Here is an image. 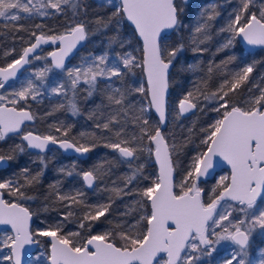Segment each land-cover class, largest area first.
Segmentation results:
<instances>
[{"label":"snow or ice","instance_id":"6c2138e0","mask_svg":"<svg viewBox=\"0 0 264 264\" xmlns=\"http://www.w3.org/2000/svg\"><path fill=\"white\" fill-rule=\"evenodd\" d=\"M184 3H187V0H184ZM252 4L253 0H241L237 13L230 19L227 27L221 29L232 33V38L222 45L223 48L230 47L235 37H241L248 45L264 46V6H261L259 16H257L255 12L249 11ZM65 5L75 11L79 7V0H36L35 3L33 0H0V18L15 22L22 19L21 13H26L29 17L62 14ZM113 6L116 8L113 15L121 16L122 13L121 19L126 18L130 21L143 41V67L147 73L149 103L155 108L160 121L163 122L169 87V69L173 67V62L184 50L182 42L169 46L168 33L165 30L179 31L183 27L181 16L184 9L176 0H120L119 5ZM48 9H53L55 12L49 13ZM216 15L214 6L205 7L200 12V19L192 31L193 51L200 53L206 51L200 45L211 38L210 23ZM100 22L102 18L98 19V23ZM115 23L118 25L120 20H116ZM104 26L107 27V23H104ZM18 28L22 29L23 25H18ZM85 38L83 23L74 24L62 35L46 37L41 34L37 36L35 43L25 48L19 59L14 60L7 67L0 68V89L5 88L10 77L16 76L19 71L18 66L23 67L30 62L28 59L30 53H35L42 43L49 41L52 43L59 41L61 44L58 50L52 51L49 55L54 67L64 70L70 79L73 99L69 101L68 107L73 114L78 112L75 103L78 85L81 83L87 85V94L91 96L96 90L98 79L110 80L112 77H121L124 69L130 71L132 67L141 66L137 63L136 57L127 53L124 56L117 55L116 61L110 65L108 57L100 55L85 58L83 66L65 68L66 57ZM115 39L116 37H113V40ZM123 43L121 41V46ZM40 58L39 55L34 57V59ZM197 67L198 65H188L189 70L192 71H195ZM212 70L209 66L208 72L211 73ZM50 71L51 68L46 67L36 73V76L43 78ZM252 72L253 67L246 66L242 71L235 73L231 80L225 79L224 84L216 92L211 95L201 93L205 100L218 102L214 111L221 112L222 109L223 111L221 118L216 119L207 129H202L206 132V136L201 143L207 147L193 158L192 166L185 180L180 184L179 193L173 191V163L168 144L159 127L149 131L148 120L143 117L148 109L142 107L139 110L140 115L133 114L130 122L138 124L141 132L140 137H133V139H139L142 142L144 138H147L154 142L155 156L160 164V174L157 180L139 192L141 197H146L150 201V214L140 217V220L147 222L146 231H133L132 228L135 226L125 228L124 224L118 223L111 231L88 235L83 242L73 239L80 236L79 232L57 235L62 231V225H57L54 230L33 232L29 225L32 215L29 210L19 203L5 200L4 192L0 191V225H10L14 233L0 240V245L10 249L12 253L5 259L13 260L14 258V264H22V252L25 245L39 244V240L34 237L47 236L51 238L50 264H154V262L160 264L157 257L161 253L167 256L164 264H193V260H199V256L193 253L200 252L203 246L205 254L210 256L215 251V244L220 240H231L239 246L238 253L233 255L226 264H233V262L245 264L252 230L257 226L264 229V89H261L260 95L247 108L235 104L229 108L227 97L230 92H234L247 81ZM225 86L227 91L224 90ZM51 91L58 96H67L68 93V89L62 83L52 87ZM113 91L115 94L107 97L109 102L121 106V111L127 118L131 104L129 107H124L125 93L120 89ZM136 91L142 93L144 89L138 87ZM40 94V85L28 80L26 85L21 86L14 93V98L8 100L13 107L0 106V140H3L10 132H19L25 121L34 119L30 112L23 109L18 110L14 106L21 100L35 101ZM6 99L4 95H0V101ZM198 102L199 97L193 92L186 93L178 105L180 114L197 109ZM110 124H120L116 115L109 117L106 123L97 124V127L107 130ZM122 130L121 128L116 132L115 135L118 138ZM63 135L67 136V130L63 132ZM23 140L27 141L29 148L38 149L40 152H44L50 143L59 144L60 148L71 149L79 154H86L95 147L94 142L78 144L70 139L57 140L53 135L38 136L31 132L24 134ZM105 146L117 150L120 157L128 160L139 159L138 152L144 150L151 152L150 148L143 149L130 144L127 139H118ZM175 148L176 146L173 145L174 150ZM19 150L22 152L24 149L20 147ZM216 157L222 158L230 165L231 175L220 178L218 186H222L223 190L214 199L205 203L202 198L203 189L198 187V181L201 177L210 175ZM12 159L11 155L7 157L0 155V163ZM139 171L140 169H137L127 178L125 188L133 183ZM21 174L25 177L24 184L17 180H8L0 183V190H6L9 195L20 199L25 198V193L21 189L25 184L30 186L36 182L38 174L31 175L28 168L22 169ZM71 174L68 172V175ZM83 179L91 186L96 176L93 171H87L83 173ZM113 191L117 194H132L136 192V189L128 188L127 192H124V189ZM58 199L67 200L69 203L66 207L69 208L71 204L80 202L75 196H58ZM226 200L236 202L238 210L244 213V217L230 220L231 211H225L223 214L217 213L220 202ZM258 200L261 201L262 206H257ZM109 207L110 205L99 206L86 213L79 227L85 229L84 221H98ZM72 215L73 213L68 211L65 213V219ZM209 221L212 222V231H209ZM223 221H228V225L223 226L221 233L215 232V227H221ZM88 227L90 228L91 224ZM37 259L39 260L40 257ZM259 264H264V259H261Z\"/></svg>","mask_w":264,"mask_h":264},{"label":"trees","instance_id":"16d2710c","mask_svg":"<svg viewBox=\"0 0 264 264\" xmlns=\"http://www.w3.org/2000/svg\"><path fill=\"white\" fill-rule=\"evenodd\" d=\"M35 2L36 0H33V3ZM176 2L184 9L181 16L183 27L179 31L174 29L168 34L171 35L168 44L172 46L182 42L184 50L177 56L170 71L168 120L162 132L169 145L173 161L174 188L179 193L180 184L182 180H185L193 158L207 147L201 143L206 136V132L202 129H207L216 119L221 118L223 111V109L221 112L214 111L218 102L205 100L201 93L211 95L220 89L225 79L231 80L235 73L242 71L246 66H252L253 72L249 74L248 80L234 92H230L227 97L229 108L233 104L242 108L250 107L254 99L260 95L259 88L264 85V46L249 51L239 42L238 37H235L230 47H222L229 38H232V33L221 29H225L230 19L237 13L241 0H187V3H184V0H176ZM119 3V0H111V2L109 0H79L77 10L74 11L70 6L65 5L62 14L29 17L28 14L21 13L22 19L15 22L0 18V64L9 63L19 56L23 48L38 33L48 36L59 35L74 24L83 23L86 28L87 41L65 65V68L79 65L87 57L100 55H106L110 65L116 61L117 55L124 56L127 53L136 57L137 63L141 65L132 67L130 71L124 69L121 77H112L110 80L98 79L96 90L91 96L87 94V85L83 83L78 85L75 94L78 112L73 114L68 107L69 101L73 99L70 79L64 70L51 65L46 54L53 44L48 42L41 51L44 54L43 68L37 67L30 61L20 76L10 80L0 91V95L7 98L4 101L8 102L14 98L15 92L12 87L31 76L30 80L35 79L40 82L41 94L35 101L21 100L16 104L26 106L32 111L34 122L26 127L56 138H68L78 144L95 143V147L88 152L85 158L81 159L66 154L56 147L45 152H32L26 148L20 134H10L0 140V155L13 157L12 160H8L7 166L0 169V183L17 180L24 184L25 177L21 174L24 168H28L31 175L38 174L36 182L30 186L25 184L21 189L25 193L23 199L11 196L3 190L7 200L21 202L31 210L33 215L31 230L33 232L37 231L36 223L38 222L50 229L62 225V231L58 232L59 235L78 230L80 236L73 239L83 242L88 235L111 231L118 223L124 224L125 228L135 226L132 228L133 231H146L147 222L140 220V217L150 214V206L147 198L141 197L139 192L157 180L156 166L152 158L153 144L147 138H144L142 142L139 139H133V137H140L141 132L139 125L131 123L130 120L133 114L140 115L139 110L142 107L148 109L143 117L148 120L147 127L150 132L159 126V120L148 102L142 70L141 42L126 19H121L122 13L121 16L113 15L116 11L113 5H119ZM212 6L217 15L210 23L211 38L200 45L206 51L203 53L193 51L192 31L200 19V12L205 7ZM261 6H264V0H253L249 11L259 16ZM48 11L49 13L55 12L53 9H48ZM99 18H102L100 23H98ZM116 20H120L118 25L115 23ZM104 23H107V27ZM18 25H23V28L19 29ZM37 25L40 27H36ZM33 33L36 35H32ZM113 37L116 39L113 40ZM121 41L124 42L123 46H121ZM190 64L198 65L197 69L189 70L188 65ZM209 66L213 69L211 73L208 72ZM46 67L51 68V71L47 72L45 77L38 78L36 73ZM59 83L64 84L68 89L67 96H58L51 91V88ZM138 87H143L144 91L137 92ZM16 89L18 90V87ZM115 89H120L125 93L124 107H129L131 104L127 118L121 111V106L110 103L107 98L115 94L113 91ZM224 90L227 91L226 86ZM188 92H193L199 97L198 106L190 115L181 116L177 110V102ZM112 115H116L120 124H110L107 130L97 127V124L108 122ZM121 128L123 130L118 138L115 134ZM65 130H67V136L63 135ZM118 139H127L130 144L143 149L150 148L151 152L147 150L138 152L139 159L122 158L117 150L105 146ZM173 145L176 146L175 150ZM20 147L24 149L22 152L19 150ZM137 169L140 171L136 179L128 185V188H135L136 192L117 194L113 191L124 189V192H127L128 188H125L127 178ZM85 170L93 171L96 176L92 188L86 187L83 182L82 175ZM68 172L72 174L68 175ZM218 185L214 181V176L198 183V187L203 189L202 198L205 203L219 194L222 186ZM58 196H75L80 202L71 204L69 208L66 207L69 202L59 200ZM103 205H110L104 216L98 221H84L85 229H81L79 224L85 214ZM68 211H71L73 215L65 219V213ZM89 224H91L90 228ZM227 225V223H222L221 227H215V232L221 233L223 226ZM212 228V222L209 221V231H212ZM256 233L249 237L246 264H253L262 254L264 255L263 230L259 228ZM41 240H44L47 258L48 241L45 237ZM193 255L199 256V260H193V264H226L227 262L225 247L219 242L215 244V251L210 256L205 254L203 246L200 252L193 253ZM36 263L40 262L37 260Z\"/></svg>","mask_w":264,"mask_h":264},{"label":"water","instance_id":"95a60500","mask_svg":"<svg viewBox=\"0 0 264 264\" xmlns=\"http://www.w3.org/2000/svg\"><path fill=\"white\" fill-rule=\"evenodd\" d=\"M119 2H120V0H119ZM125 19H126V18H125ZM126 21L132 26V28H133V30H134L136 36L139 38L138 33L136 32L134 25H133L130 21H128L127 19H126ZM68 30H69V29H68ZM68 30H67V31H68ZM173 30H174V29H168V30H165V31L169 34V33L172 32ZM67 31L62 32V33L59 34V35L65 34ZM85 32H86V28H85ZM41 34H42V33H38V34H37V35H36V36H35V37H34V38H33V39H32V40H31V41H30V42H29L24 48H23V50H24L25 48L29 47L31 44L35 43L36 37L39 36V35H41ZM43 35H45L46 37L48 36V35H46V34H43ZM162 35H163V33H162ZM139 40H140V42H141V47H142V70H143V75H144V80H145L146 90H147V96H148V102H149V101H150V92H149V85H148V82H147V73H146V71H145V69H144V67H143V56H144V53H143V41H142L141 38H139ZM238 40H239V42L244 46V48L247 49V50H249V51H253V50H255V49H258V48H260V47H263V46H261V45H256V46L248 45V44H247V43H246L241 37H238ZM86 41H87V33H86V38H85L83 41H80V42L77 44L76 48L73 50V52H72L71 54H69L68 57H66V59H65V65L70 61V59H71L74 55H76V54L81 50V48L85 45ZM49 42L52 43L51 41H49ZM45 44H46V43H42V44L36 49V52H35V53H30V54H29V57H28L29 61L32 59V57H33L34 55H36V54L40 51L41 48H43V47L45 46ZM60 46H61L60 42L57 41L55 44L52 45V47H51V48L48 50V52H47V55H48L49 61H50L51 65H52L53 67H54V65L52 64V58H51V56L49 55V53H51L52 51H56V50H58V48H59ZM23 50L21 51V53L19 54V56H17V57H16L15 59H13L11 62L6 63V64H0V68L7 67L9 64L13 63L14 60L19 59L20 56H21L22 53H23ZM29 63H30V62H29ZM29 63H28V64H25L23 67H19V66H18L19 71H17L16 76H15V77H10L9 80H8L6 83H8L10 80H13V79L18 78V77L20 76V74L23 72V70H25V69L28 67ZM171 68H172V67H171ZM171 68L169 69V75H170ZM168 94H169V87H168V92H167V97H166L165 119H164L163 122L160 121V119H159V114L155 111V108H154L153 106H151L150 103H149L152 112L156 115V117H157L158 120H159V126H158V127H159V129H160L162 135H163L162 130H163V128L166 126V124H167V120H168V117H167V101H168ZM183 98H184V97L180 98L179 101L177 102V110H178V112H179V107H178L179 102H180V100H182ZM0 106L13 107V105L10 104V103H8V102H0ZM14 107H16L18 110H19V109H23V110L28 111V112H30V113L32 114L31 109L28 108V107H26V106H18V105H15ZM195 110H196V109L191 110V111H189V112H187V113H184V114H180V112H179V114H180L181 116H188V115H190L191 113H193ZM32 115H33V114H32ZM33 117H34V116H33ZM33 122H34V119H33L32 121H25L24 124L21 125V129H20L19 132H10V133H8L7 135H10V134H20L22 140H23V135L26 134V133H28V132H31L33 135H38V136H46V135H48V134H42V133L36 132V131H34V130L29 129V128L26 127L28 124H31V123H33ZM163 137H164V135H163ZM62 139H68V138H57V140H62ZM164 139H165V137H164ZM23 141H24V140H23ZM71 141H72V140H71ZM165 141H166V139H165ZM72 142H73V141H72ZM166 142H167V141H166ZM24 143H25L26 148H27L28 150H30V151H32V152H40V150H38V149L29 148V147L27 146V141H24ZM152 144H153L152 158H153V162H154V164H155V166H156V173H157V178H158V177H159V174H160V164H159V161L156 159V156H155V144H154V142H152ZM167 144H168V143H167ZM52 147L59 148L62 152L66 153V154L74 155V156H76V157H78V158H81V159L85 158V157L88 155V153H86V154H79V153H76V152H74V151L71 150V149L65 150V149L60 148L59 144L53 145V144H51V143L48 145V147H47V149H46L45 151L49 150V149L52 148ZM205 149H206V148H205ZM168 150H169V153H170V155H171L169 145H168ZM45 151H44V152H45ZM4 156H5V155H4ZM5 157H7V156H5ZM171 159H172V157H171ZM172 163H173V161H172ZM7 165H8V160H6V161L0 163V169L3 168V167H5V166H7ZM224 168H225V169H228V171H229V175H228V177H230V175H231V168H230V165H228L226 161H223L222 158H220V157H216L215 160H214V168L210 170V175H209L208 177H201L200 180L198 181V183L201 182V181H203V180H205V179H207V178H209V177H211V176H214L217 172H219L220 170H222V169H224ZM87 171H90V170H85L84 172H87ZM84 172H83V173H84ZM82 179H83V175H82ZM172 181H173V186H174V184H175L174 166H173ZM83 182H84L85 186L88 187V188H92V187L94 186V184H95V180H94V182H93V184H92L91 186H89V185L87 184V182H86L84 179H83ZM222 190H223V189H221L220 192H221ZM0 191H3V190H0ZM173 191L176 192L174 187H173ZM3 192H4V191H3ZM220 192H219V193H220ZM3 198H4L5 200H7L6 197H5V195H3ZM8 201H9V202L19 203L22 207L27 208V209L29 210V212L32 214L31 210H30V209L28 208V206H26L25 204H23V203H21V202H18V201H15V200H8ZM149 206H150V201H149ZM150 212H151V208H150ZM32 223H33V215H31V220L29 221L30 230H31V227H32ZM2 229H10L11 232L13 233V230L11 229V226H10V225H0V231H1ZM13 234H14V233H13ZM57 235H59V234L57 233ZM44 237H45V239L48 241V261H49V264H50L49 256H50V244H51V238H50V237H47V236H44ZM34 239H38V238L34 237ZM38 240H39V239H38ZM39 242H40V241H39ZM38 246H39V244L25 245V248L23 249V252H22V264H25V263H26L28 257H29L33 252H35V251L38 249ZM10 253H11V251H10ZM11 254H12V253H11ZM162 256H165L166 259H167L166 254H165V253H161V254L158 255V257H157V261H158L159 258L162 257ZM12 263L14 264V258H13V260H12ZM154 264H155V262H154Z\"/></svg>","mask_w":264,"mask_h":264},{"label":"rangeland","instance_id":"374dc122","mask_svg":"<svg viewBox=\"0 0 264 264\" xmlns=\"http://www.w3.org/2000/svg\"><path fill=\"white\" fill-rule=\"evenodd\" d=\"M170 38H171V35H168V41L167 43H170ZM44 50V47L40 49V51L36 54V55H39L41 58L40 59H34V57L36 56H33V58L31 59V62H33L34 65H36L37 67H41L43 68V60H44V54L41 52ZM48 51V50H47ZM47 55V54H46ZM84 62H81L79 65H76L74 67H77V66H83ZM74 67H71V68H74ZM32 70V69H31ZM27 79L26 80H22L19 82V84L17 85H14L12 87V90L13 92H16L18 91L21 86L23 85H26L27 84V81L30 80L31 76L29 77H26ZM32 80V79H31ZM34 83H37L40 85V82L39 81H36L35 79L32 80ZM264 84V83H263ZM18 87V90L16 89ZM264 85H262L259 90H261V88H263ZM2 89H0L1 91ZM3 102H6V101H3ZM229 175V171L228 169H222L220 170L219 172H217L215 175H214V181L215 183L219 184V181H220V178L222 176H228ZM184 181V180H182ZM225 183H227V181H225ZM257 206H262L261 205V201L258 200L257 201ZM225 211H231L232 215L229 217L230 220H233L234 218L236 217H240V218H243L244 217V213L243 212H240L238 210V207L236 206V202H233V201H230V200H226V201H221L220 202V205L218 206L217 208V213H220V214H223ZM222 223H229L228 221H223ZM36 230L37 231H45V230H54V229H50V228H47L45 227L41 222H38L36 223ZM259 230V227L257 226L256 228H254L250 234L249 237L253 236V234H257L256 232H258ZM263 230V248H264V229ZM72 232H78V230H75V231H72ZM10 235H13V233L11 232L10 229H2L0 231V240H3L5 239L7 236H10ZM40 240V243H39V246H38V249L33 252L27 259L26 263L25 264H37L36 261L38 260L37 257H40V259L38 260V262H40L39 264H49V261H48V257L46 258L47 256V252H45L44 250V246H45V243H44V240H41L42 238H44V236H39V237H36ZM249 241H250V238H249ZM219 244L224 246L225 247V259L228 261L229 259L232 258L233 255H236L238 253V250H239V246L236 245L234 242H232L231 240H220L219 241ZM46 254V256H45ZM11 255L10 253V249H8L7 247H3L2 245H0V264H13L12 263V260H8V259H5L6 256H9ZM261 259H264V255L262 254L260 258H258L256 261L253 262V264H259V261ZM160 262V264H164V261H166V257L165 256H162L159 258L158 260ZM233 264H235V262H233ZM246 264V263H245Z\"/></svg>","mask_w":264,"mask_h":264},{"label":"flooded vegetation","instance_id":"af4514ba","mask_svg":"<svg viewBox=\"0 0 264 264\" xmlns=\"http://www.w3.org/2000/svg\"><path fill=\"white\" fill-rule=\"evenodd\" d=\"M52 44H55V43H52ZM45 45H46V44H45ZM51 47H52V46H51ZM51 47H50V48H51ZM50 48H49V49H50ZM49 49H48V50H49ZM39 241H40V240H39Z\"/></svg>","mask_w":264,"mask_h":264}]
</instances>
